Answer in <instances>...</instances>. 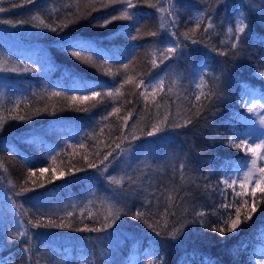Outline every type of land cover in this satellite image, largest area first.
I'll list each match as a JSON object with an SVG mask.
<instances>
[{"label":"trees","instance_id":"obj_1","mask_svg":"<svg viewBox=\"0 0 264 264\" xmlns=\"http://www.w3.org/2000/svg\"><path fill=\"white\" fill-rule=\"evenodd\" d=\"M95 2L97 11L91 10L92 0H0L6 9L0 19L28 22L15 28L0 24V66L18 69L0 71V259L4 264H133L141 258L153 264H261V193L252 219L223 237L201 224L195 212L206 213L207 225H219L225 214L220 205L232 202L233 194L228 189L225 201L214 189L223 188L219 181L251 156L227 141L245 127L250 95L264 94V77L259 76L264 71V0H159L166 9L173 5L178 40L160 30L161 14L148 6L149 0H133L137 8L132 11L140 18L136 40L129 21L100 26L105 15H119L121 4L99 7L102 0ZM240 15L249 28L240 47L232 50L227 29L235 28ZM34 16L52 27H68L53 32L33 21ZM208 16L214 28L205 34ZM172 19L165 21L170 30ZM149 31L160 35L149 36ZM185 32L202 42L192 44ZM69 41L95 63L72 56ZM169 43H179L181 49L154 68L152 53ZM197 76L205 82L204 92L214 95L200 116L177 128L189 109L196 111L193 105L206 102L203 96L195 99L200 93L194 85ZM128 77L131 81L124 83ZM161 79L163 88L155 93L137 87L141 80L159 84ZM86 88L119 93L82 103L66 98ZM154 124L163 130L148 137ZM109 151L113 155L102 172L100 161ZM109 176L121 183H109ZM244 199L253 202L250 196ZM109 207L122 212L112 228L75 230L100 227ZM138 210L145 213L143 219L133 218ZM38 218L57 226L28 223ZM25 229L31 241L16 238ZM174 229H179L175 238Z\"/></svg>","mask_w":264,"mask_h":264},{"label":"snow or ice","instance_id":"obj_2","mask_svg":"<svg viewBox=\"0 0 264 264\" xmlns=\"http://www.w3.org/2000/svg\"><path fill=\"white\" fill-rule=\"evenodd\" d=\"M222 2V0H221ZM24 3L27 4H33L35 3V0H24ZM121 4L122 7L118 9L119 15H105L102 18V22L100 23L101 27H106L109 24H112L114 21L117 20H125L129 21L128 27L130 29L134 28L136 31V35L132 36L133 40L138 39L139 33H140V18L139 16L133 12L132 10L137 8V3H134L133 0H102V3L99 5V7H110L113 4ZM23 6L22 4H13V7H21ZM148 6L155 8L156 12L161 14L160 15V30L164 33L170 34L174 39L178 40L179 38L177 37V33L175 31V26L177 24V20L174 18V14L171 11L173 5L169 3V7L166 9L163 5L159 3V0H157V4H152L149 0ZM91 10L92 11H97L99 10L95 0H92L91 3ZM6 9L4 7H0V13L5 12ZM166 14V15H165ZM173 17V19L170 21L171 24V30L169 28V23H166L168 17ZM264 18V17H262ZM33 21H39V24L42 25L45 28H48L50 31L56 32L58 29L63 30L64 28L68 27L67 23H62L59 25H56L55 27H52L44 22L43 19H41L39 16H34L32 17ZM203 17L198 18L196 22V28L190 29L192 33L196 32V29L200 27V24L202 23ZM208 23L204 26V33L208 34L211 29L214 28V24L212 22V17L208 16L207 17ZM28 23L27 21H11L7 19H0V24H5L9 25L13 28L17 26H22L24 24ZM33 27H37V24L33 23ZM249 28V25L245 22V18L240 15L235 28L229 27L227 29V32L230 37L233 38L232 43H231V49L232 50H237L241 43H242V34L246 33V29ZM149 36H157L160 35V32L158 31H149L147 33ZM183 36L185 39H190L192 44H197L201 43L202 41L197 40V39H192L189 36L188 32L183 33ZM73 42L69 41L67 43V47L73 48L72 51V56H74L77 60H81L86 63H95L93 60L92 56H84L82 55V50L83 48H78V47H73ZM79 49V50H77ZM181 49V45L179 43H169L168 46L164 47L162 50H157L152 53L153 60L152 64L153 67H159L160 64H163L165 61L171 60L175 58L176 53ZM213 51H217V54L220 56H225L226 53L223 50H216L212 49ZM157 59L159 60V63H157ZM125 69L128 67L127 64L124 65ZM18 69L15 68H4L3 66H0V71H17ZM260 77H264V71L259 72ZM131 77H128L124 81V83H129L131 81ZM201 84H203V78H201ZM143 85L146 89L151 88L153 93L156 92V90L159 88L162 90L163 88V80L161 79L159 84H153L149 82H145L143 80L140 81L139 84H137V87H140ZM171 89H169V92ZM90 93V94H88ZM115 93H119V89L115 90ZM115 93L109 91L105 92L103 89L96 90L95 88H86L81 95L79 96H69L66 97L68 99H71L73 101H79L83 102L86 100H95L97 97H102L103 95H114ZM53 96H61L63 95L61 92H53L51 93ZM141 95H145V93H141ZM214 93L209 94L205 93L203 90L200 92V94L195 96L196 101H201V97H205V103L200 104L199 107L196 105H193L194 108H196V111L192 113V110L189 109V114L187 115V118L184 121V124L181 125L180 123H176L174 126L179 128L182 126H187L192 123L193 116H200L201 113L205 108L209 106V102L212 100V96ZM246 106V105H245ZM159 107V105H157ZM257 108V105L253 104L251 108H248V112H253ZM118 108H113V112H118ZM131 115V113H129ZM15 119H24L23 117H14ZM107 119V117H105ZM127 117L124 118L125 124H127ZM259 123L264 126V115H258ZM165 120H167V117H165ZM162 123V122H161ZM0 130H2V122H0ZM163 129L160 128L158 125H153L151 130L146 132V135L148 137H152L157 135L159 132H161ZM249 137L252 136V134H248ZM124 139H127V137H123ZM133 139H137V137H133ZM239 139L240 143H236V140ZM256 139H258L260 142L256 143L255 140H250L246 137H242L239 135H235L233 139H230L227 141V143L234 147V148H242L246 150V152L251 153L253 159L251 160L250 163L247 161H242L241 165L234 169L236 175L231 176V175H226L224 179L219 181V184H223L224 187L220 188L219 185L216 186L214 190L219 191L222 196L225 197V201H227V195L228 189H232V194H233V200L232 202H224L220 205L221 208L225 210L224 216H222L221 221L219 225H207L205 221V216L206 213L204 211H196L195 215L196 217L200 218L201 224H203L206 227H210L212 232H219L220 236L223 237L227 233H235L237 232V229L240 227L242 223L247 222L248 220L252 219V215L256 213L257 211V204L261 202V200L256 199L257 197V192L261 193V199H264V166H259L257 165V161H264V130H261L259 134L256 136ZM80 147H83L81 144ZM116 148H120V144H116ZM121 151H124L121 149ZM113 153L109 151L106 155H104L103 159L100 161L101 165H104V168L102 169V172H107V165L105 164V161H109V157H111ZM90 168H95L96 165L90 163L89 164ZM184 165H181V168L183 169ZM246 169V170H245ZM41 173L47 171L46 168H40L38 169ZM242 172L243 175L242 177L239 175V173ZM259 173V175H257ZM29 175H34L33 172H29ZM64 173L61 172L60 176H63ZM108 182L111 184H117L119 185L121 183L120 180L115 179L114 177H107ZM236 185L239 186V191L236 190ZM42 186V185H41ZM24 192L29 191L28 188L23 189ZM18 195L20 193H17ZM245 196H250L253 198V202L250 204L249 200L244 199ZM239 198V200H237ZM173 197H169V201H171ZM232 209H234V215L232 214ZM250 209V210H249ZM168 215H171V212L166 213ZM68 215H72V213H68ZM122 215L121 210L115 209L112 207H109L108 209V214L104 217V222L101 224L100 227H87L85 226L84 228H76V231H94V232H102L105 231L109 228H112L113 225L120 219ZM243 216V219H242ZM145 217V213L141 211H137L135 215L133 216L134 219H143ZM147 222V221H145ZM196 221H193L195 223ZM28 223L31 224L34 228L36 227H45V226H52L56 227L57 225L52 224L49 221L48 225H44L40 223L39 218L34 222L33 220H28ZM156 224L159 225V221H156ZM60 227H64L65 225H59ZM148 227L153 229V231H156V228L152 223H148ZM176 231H179V229H174L173 232V238H175L174 233ZM161 233L159 231H156V235H160ZM27 236L28 240L31 241L32 237L28 235L27 230L19 231L18 236L16 237L17 239H22L23 237ZM29 249L25 248V252H28ZM262 262H264V256L261 257ZM0 264H4L3 259H0Z\"/></svg>","mask_w":264,"mask_h":264},{"label":"rangeland","instance_id":"obj_3","mask_svg":"<svg viewBox=\"0 0 264 264\" xmlns=\"http://www.w3.org/2000/svg\"><path fill=\"white\" fill-rule=\"evenodd\" d=\"M14 55L15 54H13V56ZM201 78L202 77L197 76L194 81L195 82L194 85L197 87L199 92H201L202 90L203 91L205 90V82L203 81V84H201ZM253 104L257 105V108L253 112L251 113L249 112L248 115L243 118L245 127L240 129L239 136L246 137L250 140H255L256 143H259L260 141L256 139V136L259 134L261 130H264V126H262L259 123L258 115H264V94L260 92L252 93L249 97L248 108H251ZM248 134H252V136L249 137ZM252 159L253 157L251 154V156L246 161L250 163ZM257 165L258 167L264 166V161L258 160ZM230 175L231 176L236 175L234 169L231 171ZM239 175L242 177L243 173L240 172ZM257 175H259V173H257ZM235 187L237 191L240 190L238 185H236ZM261 237H262L261 238L262 243L258 245L259 248L257 249V257L260 258L259 260L261 261V264H264V262H262L261 260V257L264 256V230L261 233ZM133 264H153V263L150 262V259L141 258L140 260L138 259V260L133 261Z\"/></svg>","mask_w":264,"mask_h":264}]
</instances>
